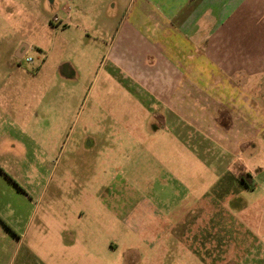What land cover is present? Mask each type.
<instances>
[{
    "label": "rangeland",
    "instance_id": "rangeland-1",
    "mask_svg": "<svg viewBox=\"0 0 264 264\" xmlns=\"http://www.w3.org/2000/svg\"><path fill=\"white\" fill-rule=\"evenodd\" d=\"M128 3L0 0V264H264V124L240 110L190 127L120 81L114 56L149 43H127ZM262 21L240 27L243 64ZM236 124L245 142L219 156Z\"/></svg>",
    "mask_w": 264,
    "mask_h": 264
},
{
    "label": "crops",
    "instance_id": "crops-1",
    "mask_svg": "<svg viewBox=\"0 0 264 264\" xmlns=\"http://www.w3.org/2000/svg\"><path fill=\"white\" fill-rule=\"evenodd\" d=\"M128 4L134 17L128 27L127 43L133 45L136 36H143V40L149 43L145 47L139 45L135 48L133 45L125 48L123 53L116 54L113 58L116 69L142 86L170 114L176 117L181 115L183 122L190 127L198 124L190 122L191 115L202 117L210 114L211 119L220 116L222 120H228L230 116L235 119L238 116L236 113L241 110L242 114L252 115L254 119L250 125L252 128L240 121L243 128L253 129V133L262 129L260 124H264V107L260 101H264V0H129ZM28 11L33 10L24 9L25 13ZM62 11L68 13L65 7ZM258 18L263 21L254 35L257 38L253 46L246 45L252 51V58L249 56L252 61L243 64L240 53L248 50L242 49L235 41L242 34L240 27L244 28L247 21ZM160 36L164 40L161 41ZM169 37L175 39L176 43L166 41ZM23 46L24 53L29 51V46L25 44L18 46L14 53L17 55L18 49ZM176 53H180L184 60L181 57L176 59ZM169 57L172 67L178 71L167 65L165 58ZM167 67L173 69L172 74L166 75ZM133 69L144 74L141 82L133 79V75H136ZM200 84L208 86L201 87ZM200 98L206 101V112L203 114L197 108L202 105L201 102L198 104ZM228 100L234 101L231 107ZM183 109L189 110V113H182ZM192 110L197 113L192 114ZM238 127L240 125L235 127V133L227 141L221 137L213 141L221 147L218 148L221 152L219 156L235 155L240 144L245 142L242 141L243 128L241 132ZM202 133L204 136L205 131ZM243 173L247 172L240 171L236 181Z\"/></svg>",
    "mask_w": 264,
    "mask_h": 264
},
{
    "label": "flooded vegetation",
    "instance_id": "flooded-vegetation-1",
    "mask_svg": "<svg viewBox=\"0 0 264 264\" xmlns=\"http://www.w3.org/2000/svg\"><path fill=\"white\" fill-rule=\"evenodd\" d=\"M27 53H28V51L24 53L23 50H22L21 53L18 54V55H16V54L14 53V56H16L18 60H21V59H23V58L27 55ZM29 58H32V57H29ZM27 60H28V58H27ZM28 62H29V63H30V62H34V60H33V59H32L31 61L28 60ZM114 70H115V72H116V75H115V76H116L120 81L125 82L129 87H131V88L133 89V92H135V93H137V94L140 93V92H143L144 94H148V92L145 91V90L142 88V86L138 85V83H135V82L132 80L131 77H127V76H125V75H121L122 77L119 78L118 75L121 73V71H119V70H117V69H114ZM246 174H248V173H243V174H240V175L238 176V179H237L238 183H239L240 185H243V184H241V183L239 182V180H240V178L243 179V177H244V178H245L244 181L248 180L249 184H250V185H253V184H251L250 178L246 177ZM249 175H250V174H249ZM248 187H249V186H248ZM249 188L252 189L253 186H251V187H249ZM122 264H126V260H125V259L123 260Z\"/></svg>",
    "mask_w": 264,
    "mask_h": 264
},
{
    "label": "trees",
    "instance_id": "trees-1",
    "mask_svg": "<svg viewBox=\"0 0 264 264\" xmlns=\"http://www.w3.org/2000/svg\"><path fill=\"white\" fill-rule=\"evenodd\" d=\"M246 177L251 178V175L246 174ZM244 179H245L244 177H243V179L240 178L239 182H240L241 184H246V181H244ZM251 182H252V181H251ZM247 184H248L247 186H249V187L253 186V185H250L249 182H248Z\"/></svg>",
    "mask_w": 264,
    "mask_h": 264
},
{
    "label": "built area",
    "instance_id": "built-area-1",
    "mask_svg": "<svg viewBox=\"0 0 264 264\" xmlns=\"http://www.w3.org/2000/svg\"><path fill=\"white\" fill-rule=\"evenodd\" d=\"M60 20H61V19L59 18V16H56V17L54 18V21H55V22H60ZM28 60L31 61L32 58H28Z\"/></svg>",
    "mask_w": 264,
    "mask_h": 264
}]
</instances>
